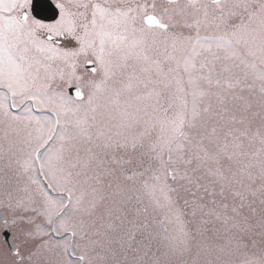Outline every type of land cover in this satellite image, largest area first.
<instances>
[{
    "label": "snow or ice",
    "instance_id": "6c2138e0",
    "mask_svg": "<svg viewBox=\"0 0 264 264\" xmlns=\"http://www.w3.org/2000/svg\"><path fill=\"white\" fill-rule=\"evenodd\" d=\"M0 264H264V0H0Z\"/></svg>",
    "mask_w": 264,
    "mask_h": 264
}]
</instances>
